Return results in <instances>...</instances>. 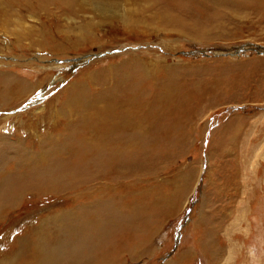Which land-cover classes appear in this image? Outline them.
<instances>
[{"label":"rangeland","instance_id":"obj_1","mask_svg":"<svg viewBox=\"0 0 264 264\" xmlns=\"http://www.w3.org/2000/svg\"><path fill=\"white\" fill-rule=\"evenodd\" d=\"M116 3L54 9L45 23L27 16L24 29L46 33L30 50H4L0 31V68L26 78L29 87L0 105L1 117L16 115L0 122V141L29 148L42 133H65L67 146L75 147L85 134L75 112L92 118V106L134 97L147 107L138 106L137 116L160 103L157 134L148 132L150 146L135 169L117 167L103 175L112 182L108 188L100 183L102 198L140 206L122 233L107 238L104 248L112 253L102 264H264V0ZM162 82L173 86L172 97H158ZM56 108L66 119L59 115L53 126L47 112ZM45 194L27 193L22 210L29 214L0 229V257L13 255L21 264L17 252L31 236L26 221L83 199ZM143 231L148 241L120 250L125 242L118 237Z\"/></svg>","mask_w":264,"mask_h":264},{"label":"bare ground","instance_id":"obj_2","mask_svg":"<svg viewBox=\"0 0 264 264\" xmlns=\"http://www.w3.org/2000/svg\"><path fill=\"white\" fill-rule=\"evenodd\" d=\"M89 4L95 8L101 5L112 8L118 5L116 0H0V31L6 35L5 42H2L3 49L30 50V48L33 49L43 44L45 29L39 27L37 31L31 26L24 29L22 23L27 16H39L45 23L54 9L61 8L68 12L77 10L75 9L77 7L81 9ZM21 26H23L22 29ZM59 67L56 64L50 66V68ZM0 69V105H4L13 101L10 100L13 95L15 100L19 91L28 87V81L26 78L12 74L4 66ZM41 69L45 68L41 67ZM159 86L156 89L158 97H172L173 86L163 84V82ZM139 91L143 92L141 89ZM77 98L79 96H76ZM73 101L74 99L70 102ZM166 102L168 105L171 101ZM155 105L149 107L146 113L141 112V115L136 116L138 106L146 107V102H139L131 97L119 104L102 101L100 105L92 106L96 107L92 118L82 117L75 112L78 117L77 125L85 133L81 139L79 136L80 140L76 136L78 140L75 141V147L67 146L65 133L55 137H52L51 133H42L37 141H34L39 145L29 148H24L18 141L10 142V144L0 141V229L11 226L13 221H8L9 219L13 220L22 213L26 214L31 211L30 209L22 210L25 204L24 196L27 193L31 195V198L37 197L39 193H49L45 196L58 195L62 198L66 194H76V198L79 195H82L79 196L80 198L83 197L80 200L82 202H74V206L70 209L57 207L51 214L37 216L34 223L26 221L28 223L25 226L26 233L31 236H28L27 243L25 242L17 252L21 264H102L107 254L112 253L108 248H104L107 238L111 234L122 233L128 224L129 214L140 206L131 203L129 209L124 205L121 207L119 205L121 203L116 202V199L113 201L114 197L102 198L101 192L104 191L101 189L103 190L105 186L103 185L104 188H102L100 183L105 181L103 175L112 174L113 169L117 170V167H121L127 170L132 165L135 169V165L140 162L143 150L148 145L150 146L148 142L146 143L148 132L153 131L154 134L156 132L158 109L162 105L160 103ZM117 106L120 107L119 112H115ZM88 109L86 113L89 112ZM49 113L50 116L47 118L52 121L53 126L59 115L66 119L63 108H56L47 112L48 115ZM15 116H0V122H6ZM25 116H27L26 113ZM17 117L20 120V115ZM40 120L41 117L37 116L34 124H30L31 129L34 128L33 125L38 128ZM37 131V129L31 130L32 135L34 136ZM25 137L26 140L29 139L28 134ZM105 182L107 188L112 183ZM30 215L35 214L31 212ZM124 237V239L117 238L119 242H125L120 245V250L130 252L138 244L148 241L150 236L143 231L142 234L129 233ZM0 258H3L0 264H19L20 262L13 255L5 257L2 255Z\"/></svg>","mask_w":264,"mask_h":264},{"label":"water","instance_id":"obj_3","mask_svg":"<svg viewBox=\"0 0 264 264\" xmlns=\"http://www.w3.org/2000/svg\"><path fill=\"white\" fill-rule=\"evenodd\" d=\"M101 55V54H100ZM78 62V61H77Z\"/></svg>","mask_w":264,"mask_h":264}]
</instances>
